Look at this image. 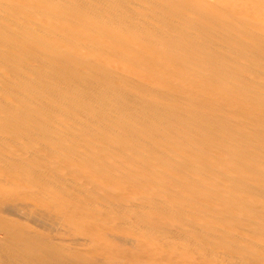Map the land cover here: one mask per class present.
Instances as JSON below:
<instances>
[{
    "label": "bare ground",
    "instance_id": "obj_1",
    "mask_svg": "<svg viewBox=\"0 0 264 264\" xmlns=\"http://www.w3.org/2000/svg\"><path fill=\"white\" fill-rule=\"evenodd\" d=\"M0 264H264V0H0Z\"/></svg>",
    "mask_w": 264,
    "mask_h": 264
}]
</instances>
